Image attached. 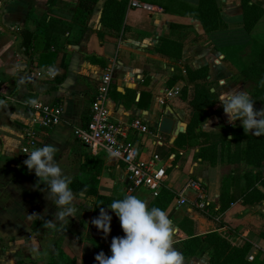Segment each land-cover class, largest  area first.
Instances as JSON below:
<instances>
[{
	"label": "crops",
	"instance_id": "0c3cea01",
	"mask_svg": "<svg viewBox=\"0 0 264 264\" xmlns=\"http://www.w3.org/2000/svg\"><path fill=\"white\" fill-rule=\"evenodd\" d=\"M139 1L153 9L133 7L128 0L117 35L101 23L105 0H0V264H97L95 256L101 251L110 256L112 238L124 233L119 218L108 208L111 203L96 205V198L121 199L128 194L146 201L149 208L166 211L176 229L174 247L183 254L184 264H213L209 260L212 246L203 244L192 254L183 248L187 238H204L214 230L237 246L250 241L247 259L255 252L264 257L260 235L264 200L243 203L236 199L220 209L223 188L228 193L240 189L242 173L253 166L231 161L233 143L228 139L232 135L224 137V129L233 124L218 101L221 92L239 88L251 95L255 110L264 109V94L257 95L255 82L243 73L264 47V13L247 30L241 0H216L218 27L206 31L195 16L199 0ZM251 1L264 8V0ZM99 30L105 31L102 37ZM107 66L112 67L107 102L111 115L127 121L138 116L148 124V132L135 131L129 138L138 145L141 159L149 161L157 154L155 164L165 167L158 195L145 186L130 190L121 161L106 151L93 154L73 135L74 126L90 117L98 78ZM188 67H205L206 73L191 79ZM53 68L58 70L55 76L50 75ZM202 82L217 93V100L195 128L201 132L177 146L175 139L190 121L196 84ZM37 103L62 107L61 120L39 130L36 147L53 144L58 148L55 159L78 194L76 215L55 228L44 227L57 211L46 199L47 185L24 164L23 133L37 125ZM168 105L177 119L186 122L172 141L158 130ZM237 125L241 122L236 121ZM213 142L216 153L210 162L211 155L203 159L198 153ZM166 150L170 153L163 155ZM97 158L102 159L100 167L94 163ZM252 170L256 174L259 168ZM189 180L199 181L201 189L186 187ZM83 184L86 187L79 188ZM199 193L203 208L196 205ZM181 197L185 202L180 204ZM101 208L112 216L107 235L91 223ZM253 259L254 255L248 260Z\"/></svg>",
	"mask_w": 264,
	"mask_h": 264
},
{
	"label": "clouds",
	"instance_id": "9594fccd",
	"mask_svg": "<svg viewBox=\"0 0 264 264\" xmlns=\"http://www.w3.org/2000/svg\"><path fill=\"white\" fill-rule=\"evenodd\" d=\"M57 73L55 68L50 70V75ZM259 85L264 86V78ZM218 101L230 124L234 126L236 121H240L245 134L264 136V109H254L255 101L248 92L231 88L221 92ZM204 123L207 126L209 122ZM57 152L55 145L45 144L30 152L26 150L27 159L24 160L27 169L34 170L39 182L47 185L46 199L52 201L57 209L54 219L44 222L46 228H55L78 212L74 203L78 201V194L70 188L72 179L64 174L55 159ZM108 208L119 218L124 236L112 238L111 255L101 251L95 256L97 264H184L183 254L174 247L176 229L166 211L159 207L149 208L146 201L131 194L113 200ZM111 220L108 211L101 208L91 223L107 235L111 230Z\"/></svg>",
	"mask_w": 264,
	"mask_h": 264
},
{
	"label": "trees",
	"instance_id": "16d2710c",
	"mask_svg": "<svg viewBox=\"0 0 264 264\" xmlns=\"http://www.w3.org/2000/svg\"><path fill=\"white\" fill-rule=\"evenodd\" d=\"M87 1L95 2L96 0ZM241 1L244 25L247 30H250L256 23L257 19L264 13V8L251 0ZM127 3L128 0H105L101 12V23L107 32L117 35L119 34L123 26ZM74 9H76L75 6ZM219 14L220 8L217 5L216 0H199L195 16L201 21L206 31L218 27ZM104 32V30H99V36L102 37ZM26 38H30L29 33H27ZM165 40L170 42L173 46H179V44L173 40L163 39V41ZM22 43H25V38ZM159 49L165 52L161 47H159ZM186 71L191 79L204 76L206 73L205 67L197 68L195 70L188 67ZM243 73L246 78H250L255 82L256 94L261 97V95L264 94V86L259 85V81L264 78V47L259 49L257 57L250 62L248 67L243 70ZM261 99L264 98L262 97ZM216 100L217 93L210 90V85L207 82L196 84L195 95L191 102L193 105V111L191 113L190 121L188 122L187 130L181 132L175 139L177 146H184L187 142V136L201 132H196L195 128L205 119L207 116V109L212 106ZM86 123L87 121L83 124ZM224 133V137H226L228 133L232 135L231 138L228 139L230 144L233 143V150L230 152L231 161L237 163L238 160H243L244 163L257 167L259 170L256 174L252 170L253 167L245 170L241 175L244 177V186L240 189L237 188L232 193H228L223 188L219 197L220 209L224 210L231 201L236 199H241L243 203H253L264 200V191L258 186L261 185L264 187V171L261 169L264 165V136L257 137L251 133L245 134L242 125L226 126ZM215 143L216 142H213L209 145L202 146L198 155L203 159L207 158L206 156L211 155L210 158L207 159L210 162H213V156L216 153ZM169 153L170 151L166 150L163 155H168ZM94 163L98 164L97 166L100 167L102 159L97 158L94 160ZM237 175L238 174L234 175V180H236ZM70 185L74 187L73 182ZM85 187V184L79 186V188ZM93 193L97 195L96 191ZM156 195H158V193ZM113 200L116 199L109 196L98 195L95 204L106 205ZM260 235L264 238V229L261 230ZM203 244L213 247V252L209 258L210 262L213 264H264V257L259 258V255H257L252 261L247 259V253L252 245L250 241L246 240L242 246H237L215 230L206 233L204 238H201V236L187 238L184 241L183 251L189 254L195 253ZM54 262L55 263L53 264L59 263V261Z\"/></svg>",
	"mask_w": 264,
	"mask_h": 264
},
{
	"label": "built area",
	"instance_id": "2783aa9c",
	"mask_svg": "<svg viewBox=\"0 0 264 264\" xmlns=\"http://www.w3.org/2000/svg\"><path fill=\"white\" fill-rule=\"evenodd\" d=\"M131 5L146 10L153 9L151 4L139 0H131ZM111 81L112 67L107 66L102 69L98 78L91 103L90 117L86 124L74 126L73 135L93 154L106 151L121 161L124 164L130 190L145 186L156 195L165 177V167L155 164V159H159L157 154H154V159L149 161L141 159L138 145L132 143L129 138V135L135 131L142 133L149 131L148 124L141 117L136 116L127 121L116 119L111 115L107 103ZM1 93L2 81L0 80V95ZM34 107L36 114L34 118L37 119V125L26 129L23 133L22 149L25 152L26 150L30 152L36 147L41 128L55 125L62 117V107L59 103H37ZM187 186L201 189V184L197 180H189L186 183ZM198 197L200 200L196 202V205L203 208L205 201L202 200V193H199ZM178 202L184 203L185 198L181 197ZM252 258L253 255L248 254V259Z\"/></svg>",
	"mask_w": 264,
	"mask_h": 264
},
{
	"label": "water",
	"instance_id": "95a60500",
	"mask_svg": "<svg viewBox=\"0 0 264 264\" xmlns=\"http://www.w3.org/2000/svg\"><path fill=\"white\" fill-rule=\"evenodd\" d=\"M19 46V45H18ZM186 122L175 117L171 106H167L164 115L160 119L158 130L160 133L170 135L171 141L179 131L185 129Z\"/></svg>",
	"mask_w": 264,
	"mask_h": 264
},
{
	"label": "rangeland",
	"instance_id": "374dc122",
	"mask_svg": "<svg viewBox=\"0 0 264 264\" xmlns=\"http://www.w3.org/2000/svg\"><path fill=\"white\" fill-rule=\"evenodd\" d=\"M88 162H93L92 160H87ZM264 166V165H263ZM236 169H238V168H236ZM256 253V252H255ZM253 253V255H254V258L258 255V253Z\"/></svg>",
	"mask_w": 264,
	"mask_h": 264
}]
</instances>
